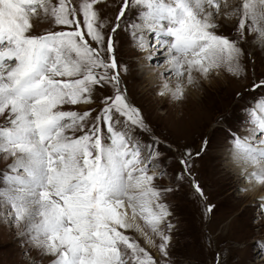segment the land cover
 I'll list each match as a JSON object with an SVG mask.
<instances>
[{"label":"snow or ice","instance_id":"1","mask_svg":"<svg viewBox=\"0 0 264 264\" xmlns=\"http://www.w3.org/2000/svg\"><path fill=\"white\" fill-rule=\"evenodd\" d=\"M101 2L0 0V154L12 159L0 170V204L10 208L21 238L54 258L51 264H158L126 233L139 232L156 246L138 222L143 220L167 257L173 225L168 223V234L161 228L171 215L162 201L172 189L155 185L163 172L149 174V164L159 157L153 145H145V161L140 144L132 142L133 127L148 128L122 87L127 65L116 59L114 34L135 10L126 25L132 44L143 51L154 47V38L155 47L165 50L166 71L177 83L171 88L164 82L159 94L170 93L175 100L184 97L180 79L185 74L187 86L196 83L193 72L207 78L223 67L239 76L244 51L240 39L217 32L219 0H122L107 35V23L95 8ZM223 15H239L238 36L255 34L264 45V0H241ZM32 17L51 19L67 30L34 34ZM261 86L264 80L253 89ZM97 88L111 89L100 97L98 111L69 107L95 103ZM242 111L250 134H230L233 160L251 166L245 178L264 185V96ZM117 116L124 118L123 128ZM208 142L205 137L196 156ZM186 156L191 158V150ZM189 159L180 161L185 172ZM193 187L203 197L199 184L193 181ZM257 243L264 249V242Z\"/></svg>","mask_w":264,"mask_h":264},{"label":"rangeland","instance_id":"2","mask_svg":"<svg viewBox=\"0 0 264 264\" xmlns=\"http://www.w3.org/2000/svg\"><path fill=\"white\" fill-rule=\"evenodd\" d=\"M219 1L217 32L240 39L244 51L240 61L243 70L239 76L232 75L223 67L213 70L208 76L209 84L207 80L202 82L197 79L192 93H184L180 100L173 99L171 94H159L164 82L175 88L177 81H170L175 76L166 71V62L160 65L158 60L147 58L149 55H153L154 59L163 57L154 53L157 47L153 48L154 52L150 50V54L146 53L147 64L139 63L143 51L133 46L132 37L126 30L129 18L135 19V10L127 13L114 34L116 59L120 64L127 65V72L121 71L122 87L126 89L128 101L141 112L148 128V131H141L133 127L132 142L140 144L145 150L144 153L141 150L145 161L148 159L145 145H153L159 157L149 164V174L163 172V176L154 180L155 185L161 189H172L162 201L168 205L171 215L161 228L168 234V223L173 225L167 257L159 250V237L151 233L143 220L139 223L156 246L149 244L139 232L130 230L126 233L133 236L158 264H217V254L219 264H264V249L257 243L264 242L263 196L253 198L245 193L248 181L235 175L234 165L228 159L231 153L230 134L243 138L248 136L245 132L251 127L245 122L247 116L242 109L264 96V86L253 89L254 84L264 80V46L256 44L259 41L255 34H246L243 38L238 36L239 15L233 16L230 23L226 22L223 14L238 7L241 0H225L227 7L224 6L225 1ZM73 3L78 5L79 0H73ZM121 4L122 0H102L95 5L101 20L107 23L104 29L106 35L117 23ZM32 21L34 34H41L45 29L67 30L65 26L54 25L51 19L32 17ZM145 69L152 72L154 82L146 77ZM161 73L164 75L161 76ZM180 83L187 87L186 74ZM110 94V88H97L95 103L69 107L78 111L91 107L98 111L102 107L100 97ZM95 115L96 112L93 113ZM116 119L118 127L123 128L124 118L117 116ZM205 137L209 141L207 149L196 156L197 152H201ZM186 150L192 152L190 159ZM182 158L189 159L187 172L180 163ZM10 163L11 158L6 160L0 154V170ZM178 175L182 176L179 180ZM193 181L199 184L203 197L195 192ZM260 192L264 194V185H261ZM209 205L213 207L206 214L205 209ZM10 211V208L0 204V264H51L52 256L42 255L21 238L20 229L13 220L10 221Z\"/></svg>","mask_w":264,"mask_h":264},{"label":"bare ground","instance_id":"3","mask_svg":"<svg viewBox=\"0 0 264 264\" xmlns=\"http://www.w3.org/2000/svg\"><path fill=\"white\" fill-rule=\"evenodd\" d=\"M223 1H225V0H223ZM220 2V1H219ZM226 2V1H225ZM213 11H215L214 9H212ZM225 18V17H224ZM225 20H226V22H228V23H230L232 20H233V16L231 17V18H225ZM224 22V21H223ZM145 35L147 36L148 34L147 33H145ZM257 45H259L260 44V42L259 43H256ZM264 46V45H263ZM155 47V46H154ZM153 47V48H154ZM151 50V48H145L144 50H143V58H141V60L139 61V63L140 64H145L146 62H145V58H146V53H149V51ZM164 50V49H163ZM150 54V53H149ZM159 57V56H158ZM147 59V58H146ZM148 62V61H147ZM147 64V63H146ZM164 69H166V68H163V70ZM144 70V69H143ZM145 71H147V73H146V77H148L149 78V81L150 82H154V80L152 79V77L154 76V75H152V72H150V71H148V69H145ZM145 74V73H144ZM193 75H194V77L196 78V80L198 79L199 81L201 80L202 82H206V80H207V82H208V84H209V79H210V77H208L207 79H205V78H203L198 72H193ZM177 81V78L176 77H174V78H171L170 79V81ZM197 80V81H198ZM216 83V82H215ZM151 85H154V84H152L151 83ZM171 88H173V86L171 85L170 86ZM193 87H195V84H193V85H191V86H187V87H185V92L184 93H192V88ZM196 88V87H195ZM166 94H168V95H170V93H166ZM165 94V95H166ZM245 131V130H244ZM249 131L247 130V132H245V133H247V135H249V133H248ZM246 135V134H245ZM229 161H231L232 162V165H234V172H235V175L237 176V177H239V178H245V176L247 175V173H251L252 171H253V168L251 167V166H246V165H244L243 163H241V162H237V161H234L233 160V156H232V152L230 153V155H229ZM244 168H246V173L245 174H242V169H244ZM152 172H155V170H152ZM235 177V176H234ZM246 181H248V184H246L247 186H245L246 188H247V192H245L247 195H250V196H252L253 198L254 197H258V195L259 196H263V200H262V204H264V194H262L261 192H260V188H261V184H258L255 180H252V181H249L248 179H246ZM245 194V195H246ZM9 214V213H8ZM9 216V215H8ZM10 221H12V220H10ZM6 222H8L9 223V220H6ZM138 222H139V220H138Z\"/></svg>","mask_w":264,"mask_h":264}]
</instances>
